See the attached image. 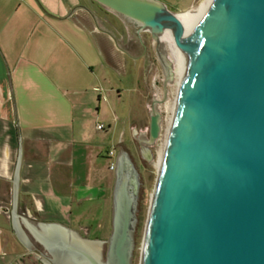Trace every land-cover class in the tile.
Returning <instances> with one entry per match:
<instances>
[{"label":"water","instance_id":"obj_1","mask_svg":"<svg viewBox=\"0 0 264 264\" xmlns=\"http://www.w3.org/2000/svg\"><path fill=\"white\" fill-rule=\"evenodd\" d=\"M92 1L148 33L155 50L142 158L159 139L160 105L168 138L141 264H264V0H207L189 22L157 0ZM139 186L122 151L109 238L39 224L32 234L46 254H29L43 264H131Z\"/></svg>","mask_w":264,"mask_h":264},{"label":"crops","instance_id":"obj_2","mask_svg":"<svg viewBox=\"0 0 264 264\" xmlns=\"http://www.w3.org/2000/svg\"><path fill=\"white\" fill-rule=\"evenodd\" d=\"M136 38L92 0H0V228L8 233L0 264L38 263L28 251L39 224L94 241L101 223L111 224L117 159L122 151L131 159L127 145L138 137L122 98L147 106ZM130 63L139 71L134 87L106 92L103 69Z\"/></svg>","mask_w":264,"mask_h":264},{"label":"rangeland","instance_id":"obj_3","mask_svg":"<svg viewBox=\"0 0 264 264\" xmlns=\"http://www.w3.org/2000/svg\"><path fill=\"white\" fill-rule=\"evenodd\" d=\"M164 4L170 11L174 13H178L180 19H183V15L186 13H190L195 11L205 0H157ZM182 15V16H181ZM132 26L133 36L136 41V30L137 27L134 25ZM141 38L143 39V43L147 48V53L149 56L150 62L153 64L152 70L148 71L147 67L145 66L146 74H147V86L148 88L145 90L142 88V92H144V100L142 99L143 103H146V108L144 105L140 103L136 95L133 97H123L125 98L127 105L131 104V108L134 112V117H137L135 120V127L137 128L138 137L139 135H147L148 134V125H149V113L151 108V103L153 99H157L156 97V88L154 86V72L156 69V59L154 54V49L152 45V40L150 35L146 32L140 34ZM138 68H136L135 64L130 63L125 70H107L103 69L102 71V83L104 85V89L106 92H124L123 89L126 86L134 87L136 83L134 81L136 74L138 73ZM125 78L128 79L127 83H125ZM129 80H132L130 83ZM146 92H148L146 94ZM115 98L117 97L116 93L113 94ZM158 110L161 114V133L159 136L158 141L156 142L155 146L151 148L152 151V159L150 161L144 160L139 153V143L137 142V138L129 145L128 143V152L131 156L132 163L135 167V170L138 174L139 180V190H138V204H137V213H136V224L133 233V241L134 247L132 251V258L131 264H141V257H142V248H143V241L145 237V230L147 227V221L149 217V211L152 201V196L157 180L158 175V167H157V160L159 153L165 150V144L167 142V126L165 121V114L161 107H158ZM118 116L120 113L116 110ZM0 228V259H1V246L4 242L5 236L7 233L6 230ZM111 232V224H109V220L107 219L106 222L101 223L97 233L92 234V237L100 238V240H106L109 238ZM109 232V234H108ZM35 250L37 253L46 254L43 248L37 243H35ZM106 252V246H102V255L104 258ZM37 264H42L38 261Z\"/></svg>","mask_w":264,"mask_h":264},{"label":"bare ground","instance_id":"obj_4","mask_svg":"<svg viewBox=\"0 0 264 264\" xmlns=\"http://www.w3.org/2000/svg\"><path fill=\"white\" fill-rule=\"evenodd\" d=\"M207 0H205L195 11L193 12H190V13H186L183 15V19L184 21H192V20H195L202 12L203 8H204V5L206 3ZM182 16V15H181ZM164 152H161L159 153V156H158V160H157V167L160 168L162 162H163V158H164ZM62 262L64 264H72L73 262L69 259V258H65V260H62Z\"/></svg>","mask_w":264,"mask_h":264},{"label":"flooded vegetation","instance_id":"obj_5","mask_svg":"<svg viewBox=\"0 0 264 264\" xmlns=\"http://www.w3.org/2000/svg\"><path fill=\"white\" fill-rule=\"evenodd\" d=\"M137 36V35H136ZM142 53H143V58H144V62H145V66L147 67L148 71L152 70V66L153 64L150 62L149 60V56H148V53H147V48L146 46L144 45V43L142 42ZM155 52V50H154ZM42 248V247H41Z\"/></svg>","mask_w":264,"mask_h":264},{"label":"built area","instance_id":"obj_6","mask_svg":"<svg viewBox=\"0 0 264 264\" xmlns=\"http://www.w3.org/2000/svg\"><path fill=\"white\" fill-rule=\"evenodd\" d=\"M103 128H104V127H103L102 125H98V126H97V130H99V131H100V130H103ZM110 156H113V153H112V152L110 153ZM110 169L113 170V169H114V165H111V166H110Z\"/></svg>","mask_w":264,"mask_h":264}]
</instances>
